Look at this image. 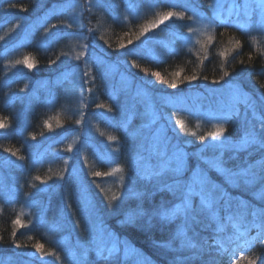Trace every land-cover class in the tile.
I'll use <instances>...</instances> for the list:
<instances>
[{
    "label": "trees",
    "instance_id": "16d2710c",
    "mask_svg": "<svg viewBox=\"0 0 264 264\" xmlns=\"http://www.w3.org/2000/svg\"><path fill=\"white\" fill-rule=\"evenodd\" d=\"M210 1L187 2L193 11L211 15ZM127 2L0 0V174L10 177L7 189L13 180L20 187L19 196L0 202V264H125L104 249H94L99 255L94 256L92 245L87 244L74 205L78 188L73 168L80 169L84 192L103 223L120 238L129 239L150 264H249L250 260L264 264V145L254 152L218 156L223 164L253 172V181L233 188L191 152L202 146L208 133L185 111L159 101L163 95L238 82L256 102L251 113L264 124L263 45L229 24L223 13L200 45L180 50L175 43L155 57L148 42L154 47L171 35L168 30L184 29L178 23L186 22L189 7L165 4L122 21L119 16ZM168 12L182 15L160 22ZM97 55L147 89L151 110L173 141L185 148L188 142L196 144L187 148L186 178L200 166L233 200L225 203L227 196L221 197L211 211L196 204L189 207L186 187L179 189L178 179L171 175L153 191L149 182L153 173L143 167L165 174L167 159L157 165L162 149L156 146L151 154L153 142L146 144L147 154L140 153L141 131L146 128L141 117L131 113L137 105L144 107L147 99L118 91V79L111 85L106 71L93 65ZM26 58L32 67L24 63ZM235 117L224 121V133L234 139L252 134L256 124L233 125ZM140 162L143 167L136 168ZM54 191L56 201L47 202ZM23 195L29 204L22 203ZM38 198L43 200L41 208ZM57 201L70 209L71 228L61 231L60 221L49 225L58 215L60 207L52 208ZM64 239L80 241L81 247L73 244L75 250L71 249L79 262L72 263Z\"/></svg>",
    "mask_w": 264,
    "mask_h": 264
},
{
    "label": "rangeland",
    "instance_id": "374dc122",
    "mask_svg": "<svg viewBox=\"0 0 264 264\" xmlns=\"http://www.w3.org/2000/svg\"><path fill=\"white\" fill-rule=\"evenodd\" d=\"M187 1L188 0H128L127 4L123 5L122 13L119 18L122 21L139 18L149 11H157L160 6L165 4L175 7L183 4L189 7L188 19H186V22L183 24L178 23L181 25L180 27H184V29H178L179 32L168 30L171 35L154 47L151 45L153 43L152 41L148 42L150 51H152L155 57L162 56L163 48H174L175 43L179 44L180 50H190L196 45H200L201 41L211 32L215 22L222 20L223 13H227V18L225 20H227L229 24H236L246 31L254 41L264 47V0H211V15L193 11L190 7L191 5ZM180 18L181 17H178L177 19ZM25 39H27V37H25ZM148 43H146V45ZM179 47L176 49L177 51ZM92 61H94L93 65L95 64L94 66L96 69H103L106 71L111 85L118 79V91L122 92L128 90L129 93L133 92L138 97L147 99V104H144V107L137 105L131 110L133 111L131 113L136 112L142 119V127L144 129L146 128L145 131H141L143 137L140 153L147 154L148 148H146V144L148 142H153L155 146H159L162 149L160 159L156 160L157 165L160 166L163 163V159H167V171L164 172L165 174H157L154 168L150 171L148 166L143 167L142 162L136 166V168L143 167L150 173H153V175L151 174L152 176L149 177V182L154 188L153 191L159 187L160 182L163 181L165 177L171 175L170 178L176 176V179H178L179 189L182 190V188L186 187L184 194L187 203L185 204L189 207H194L196 204L200 209L211 211V207H215V205L221 201V197L227 196L225 203H227L230 198L232 200L234 199L229 192L227 193L224 190L221 184L216 182L213 183L207 172L200 166L194 168L190 173V177L186 178L184 174L186 173V169H188L189 159V151L187 148L190 149L189 146H194L196 144L188 142L186 144L188 147L185 148V146L178 141H173V136L168 134L165 125L159 122L158 114L152 112L150 103L151 96L148 95L149 93L144 86L140 84L135 85L128 74L120 72L119 67L105 62L99 55L95 56ZM159 101L162 104L168 105V107L170 106L185 111L188 117L199 123L202 129L208 133L207 136H204V139H207L202 146L199 148L194 147L191 149V152L196 158H202L208 166L215 170V174L226 181H230L233 188L240 187L250 182V180H254V178L252 179V177H254L253 172L249 174L248 168H243L239 165H229L228 163L223 164V162H220V159H217L218 156L223 155V153L242 151L245 153L249 151L254 152L258 149L259 145H264V124L259 123L256 116L251 113L254 106H256V102L250 98L249 93L240 83L235 82L213 85L206 88V90H194L180 95H163L159 97ZM231 115L237 116L231 119L233 125L236 123L242 124V121H251L256 124L252 134L249 133V135H245L240 139H234L224 132L222 135L216 137L210 135L211 132L215 133L218 128H221L224 121ZM247 124L249 125V123ZM132 134H136V129L132 130L130 136ZM257 143L259 144L257 145ZM153 148L154 146L151 144V154L153 153ZM71 175L76 182L74 184L76 190L78 188V193L75 194L78 200L74 196V205L76 211H78L79 219L83 222L84 233L82 232V234H84L87 244L90 243L92 245L94 256H99L96 254L97 252H95V250L101 251L104 249L112 253L111 255L121 258L125 264H150L148 258L138 251L129 239L125 237L120 238L113 231H110L103 223L102 216L98 214V210L94 206L92 198L84 192L85 183L82 180L80 169L73 168ZM9 184L10 177L1 173L0 202L4 199L5 204L8 203L5 199L6 197L19 196L18 192H20V187L15 185L14 180L12 181L11 187L7 189ZM170 185L172 186V184ZM257 185L259 184L257 183L255 187H257ZM175 188L176 187L172 189ZM43 193L46 194L47 190L44 189ZM256 194H260V188L256 190ZM51 195L52 198H49L47 202H50L52 199H54L53 202L56 201V191L51 193ZM21 197L22 203L26 202V204H29L24 195ZM58 197L59 200H61L60 193ZM40 200L43 202L41 198H38L36 201L38 202L37 205L41 208V204H39ZM80 200L82 202V207H80ZM59 203L60 205H57V201L52 207L58 206L60 208L57 210L58 215L51 218L49 225L51 226L55 221H60L59 225L62 231L66 228H71L73 224L70 217V209L63 207L60 201ZM52 208L50 205L47 208V212H50ZM49 228L53 230V226ZM66 237L70 238V235L68 234ZM78 242L80 241L77 240L73 242L69 239H64V249L69 251L72 263L81 260L77 252L73 251L75 250L73 244L80 246ZM23 263L33 264L30 261H23ZM7 264H16V261H8ZM110 264L115 263L111 262Z\"/></svg>",
    "mask_w": 264,
    "mask_h": 264
},
{
    "label": "snow or ice",
    "instance_id": "6c2138e0",
    "mask_svg": "<svg viewBox=\"0 0 264 264\" xmlns=\"http://www.w3.org/2000/svg\"><path fill=\"white\" fill-rule=\"evenodd\" d=\"M173 15H182V14H176V13H172V12H168V13H165L162 17H161V20L160 22H163V20H166L170 17H172ZM147 29H145L146 31ZM24 63L28 64L29 67H32L33 65L29 62V60L26 58ZM155 75H159V73H155ZM178 75V74H177ZM195 77H188L189 80L191 79H194ZM181 124H183V122H181ZM2 126V125H0ZM224 132V129L221 127V128H218L217 131L215 133H210V135H212L213 137H216V136H220L222 135ZM96 175H100V173H96ZM113 199H115V197H113ZM18 222V221H17ZM13 235H15V233H13ZM37 249H41L42 248V245H36ZM249 264H255V261L254 260H250L249 261Z\"/></svg>",
    "mask_w": 264,
    "mask_h": 264
},
{
    "label": "bare ground",
    "instance_id": "6f19581e",
    "mask_svg": "<svg viewBox=\"0 0 264 264\" xmlns=\"http://www.w3.org/2000/svg\"><path fill=\"white\" fill-rule=\"evenodd\" d=\"M157 149V147L155 146L154 148H153V150H156Z\"/></svg>",
    "mask_w": 264,
    "mask_h": 264
}]
</instances>
